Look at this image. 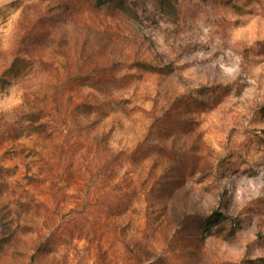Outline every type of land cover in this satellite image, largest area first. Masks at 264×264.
<instances>
[{"label":"rangeland","instance_id":"obj_1","mask_svg":"<svg viewBox=\"0 0 264 264\" xmlns=\"http://www.w3.org/2000/svg\"><path fill=\"white\" fill-rule=\"evenodd\" d=\"M0 264H264V0H0Z\"/></svg>","mask_w":264,"mask_h":264}]
</instances>
